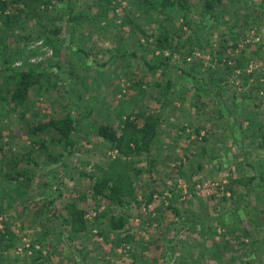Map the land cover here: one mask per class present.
Returning <instances> with one entry per match:
<instances>
[{"label":"rangeland","instance_id":"374dc122","mask_svg":"<svg viewBox=\"0 0 264 264\" xmlns=\"http://www.w3.org/2000/svg\"><path fill=\"white\" fill-rule=\"evenodd\" d=\"M43 1L48 0L37 1L30 6L31 14L25 13L24 29L15 30L3 41L10 63L5 64L0 54V82L13 73L8 68L37 72L24 113H9L10 107H0L4 148L0 183L10 199L4 201V220L17 234L16 248L5 252L0 264H29L32 243L45 227L51 234L41 250L53 247L45 264H264L263 231L246 213L244 199L248 196L252 206L264 213V175L250 181L264 171V0L228 4L214 18L203 16L200 0H189L191 26L209 42L207 50L213 54L196 49L188 58L187 49L172 55L170 51L161 53L157 46L160 25L180 37V44L190 35L178 9L172 8L164 16L150 8L148 0H52L48 7ZM70 9L83 16L75 28L67 23ZM61 26L62 34L48 37L47 30ZM232 34L239 39L237 49L230 47ZM219 50L224 51L230 72H225L223 64L217 65L214 55ZM131 52L153 64L185 68L198 80L219 85L221 95L217 99L209 95L201 102L190 81L180 83L175 77L172 81L177 90H169V98L164 95V85L156 87L166 82L162 71L152 75L142 62L117 57ZM140 80L145 85L135 89ZM141 87L148 89L146 94ZM155 96L164 97L161 102L170 99L161 143L140 158L136 197L124 208L114 205L108 209L127 217V225L119 233L133 234L135 240L128 246L114 245L117 236L106 219L98 226L93 223L88 233L70 237L69 227L60 226L51 209L63 212L68 201H77L93 221L97 210L108 207L101 203L97 209L90 194L92 182L82 175L83 169L94 171L113 153L94 125L117 128L124 114L161 110ZM67 112L82 116L77 117L78 151L63 167L62 160L41 154L34 143L40 138L50 140L55 133L34 135L31 131ZM246 122L261 132L254 134ZM235 123L244 125L243 135L234 132L231 124ZM197 127L200 135L195 133ZM184 128L188 130L184 132ZM252 143L263 144L249 155L248 164L254 162L257 168L243 163L244 152L252 150ZM53 150V158H58L60 147ZM14 170L28 173L31 181L25 177L15 183L2 180ZM151 194L153 200L147 203ZM10 201L14 202L8 207ZM223 211L229 212L226 231L214 219Z\"/></svg>","mask_w":264,"mask_h":264},{"label":"trees","instance_id":"16d2710c","mask_svg":"<svg viewBox=\"0 0 264 264\" xmlns=\"http://www.w3.org/2000/svg\"><path fill=\"white\" fill-rule=\"evenodd\" d=\"M37 1L39 0H0V23H2V27H0V54L4 57L5 64L10 63V61L8 57L9 54L7 53L8 47L3 44V41L7 40L8 35L13 34L15 30L24 29L28 21V16H26L25 13L31 14L29 10L30 6L36 4ZM200 1L203 16L209 15V18H214L216 17L220 7H225L228 4L234 5L236 2H241L242 0ZM148 2L150 4V8H155L154 10H157L164 16L168 15L170 9H178L183 13V18L186 21L185 24L190 29V35L188 38L184 39L183 43L180 44V37L174 33L172 34L170 30H167L164 25H160V34L159 36H156V41L158 49L162 51L161 53L164 51H170L173 55L175 52H179L181 49H187L188 52L185 54V57L188 58L190 55H193L196 52V49H200L205 53L207 52L213 54L211 51L207 50L209 42L204 40L201 34H199L198 30H196L197 27L195 29L191 26L192 10L189 0H156V2L153 0H148ZM42 3L48 7L50 4H52V0H48L47 2L43 1ZM69 13L70 14L67 23L71 24L72 27L75 28V26L79 23V20L83 17L82 13L74 11L73 9H70ZM37 16H39V14L35 15V17ZM62 32V26L61 28L47 30L48 37L62 34ZM141 33L145 38H148V35L145 31L142 30ZM231 39L233 40V46L230 47L237 49L239 47V39L235 38L234 34L231 35ZM223 52V50H219L218 53L214 55V58L217 59V65H224V70L227 73L231 71V67L228 60L223 59ZM115 57L116 56H114V58ZM117 57L129 61L135 60L136 62H142L147 72L152 75H156L158 72L162 71V75L167 77L166 82L164 84L158 83L156 87L162 88L164 85L166 87V92L164 95H167V97H169V90H172L174 93L177 90L175 89V84L172 81V79L175 77L180 80V83L190 81L196 97L201 102L203 101L204 97L209 95H213L215 99H217L220 97L223 90V88H221L219 85L211 86L203 79L198 80L197 77L192 75L193 72H189L185 68L177 66L169 67L164 62L153 64L150 61H147L144 57L139 56L136 52L125 53ZM8 69L12 70L13 73L6 76L4 80L0 82V107H10L9 113L17 112L18 110L23 111L24 113L28 106L29 95L32 87L35 82H37V72L32 70H13L12 68ZM209 71L211 72V68ZM128 80L130 79L128 78ZM219 82L220 81H218L217 84H219ZM140 85H145L143 80H140L138 83L134 84L135 89ZM140 91L143 94H146L148 89L141 87ZM155 98L156 101L159 102V107H162L161 110L155 109L153 111L151 108H148L144 110H138V112L132 111L130 113L124 114L120 116V123L119 127L117 128L104 123L94 125L95 131L99 137L104 139V141L109 146V150H111L113 153L112 157L103 163V165L95 166L94 171L89 170L88 168H85V170L83 169L82 175L92 182L90 194L93 198L92 200H94V202L97 204V209H99L98 207L101 203H107L108 207L102 212L97 210L98 213L94 217L93 221L88 219V211L82 208L80 203L77 201H68L63 208V212L62 210L60 211L55 208L51 209L50 211H52L51 213L53 214V217L58 221L60 226L65 228L69 227L70 237H78L81 234L88 233L90 226L93 223L98 226L103 223L104 219H106L107 226L112 231V233L117 236V240L114 242V245L118 247L122 245L128 246L135 240V236L133 234L122 235L119 233V231L126 227L127 217L125 215L109 213L108 209L114 205L124 208L129 200L136 197L137 193L135 177L142 173L141 169L137 168L140 158L143 155H150L153 149L161 143L162 128L167 123L165 117L166 108L170 105V99L167 98V102H161L164 97L158 99L157 96H155ZM81 116L82 115L76 116L73 115L72 112H67L63 117L50 119L46 123H40L35 126L31 131L34 135L41 133L44 134L49 131L55 133V135L50 138V140L47 138L35 140L34 143L37 150L41 154L48 155L49 158L54 159L55 161L62 160L61 164L63 167H65L67 165L66 161L70 160V158L73 157L78 151L79 140L77 139V135L80 132V122L77 117ZM231 125L235 133L240 135L244 134V125H238V123ZM247 128L253 131L254 134L261 132V130L253 128V124L251 123H249V127ZM183 130L186 132L188 129L184 128ZM200 131L201 129L198 127L195 129V133L198 135H200ZM189 136H191V134H189ZM2 139L3 134L0 130V152L4 150L3 144L1 143ZM206 139L207 138H204L203 141H207ZM253 143L251 144L252 150L250 152H244L247 157L243 159V163H247V165L252 168H257L254 166V162L248 164L250 159L249 155H251L253 151L260 149L263 144H260V146L257 147L254 146ZM55 147H60L61 149L58 153V158H53V149ZM203 153H205V148H203ZM199 167L202 168V164H199ZM263 175L264 171L261 170L259 171L258 176L250 178V181L252 182L257 178L262 179ZM22 177H25L27 181H31V175L26 172H15V170L5 173V176L2 180L15 183L18 182ZM239 184L244 185L243 180H239ZM2 188L3 185L0 183V257H2L5 252L10 251L17 246V234L13 230L12 224L7 223L4 220V214L6 212L4 201L6 197L8 201L10 199L7 196V193L5 192V195V193L2 191ZM10 198H12V196ZM244 199L246 201V213L256 220L258 226H260L263 231L261 243L264 246V213L259 212L254 206H252L248 196H245ZM152 200L153 194L149 196L147 203H150ZM13 202L14 201L11 203L10 201V205H8V207L12 206ZM46 211L47 209H44L43 211L45 215L48 213ZM175 212L179 216L176 209ZM228 213L229 212L227 211L220 212L214 218L220 229L222 228L223 231H226L230 228V225L227 222ZM45 217L41 216V219H51ZM204 220L206 221L207 219L199 218V221ZM43 229L44 231L42 234H40V238L32 243V255L28 256L31 259L29 264H45L47 260H50L49 254L53 252V247L49 246L51 248H47V252L45 251L46 253L43 252L41 248H44L48 244L46 242L48 236L51 234V231L47 227ZM241 244L242 242L240 240V245ZM33 252L37 256L33 255ZM246 254L248 255V253ZM220 255L223 256L222 254ZM195 262L199 263L198 260H195Z\"/></svg>","mask_w":264,"mask_h":264}]
</instances>
